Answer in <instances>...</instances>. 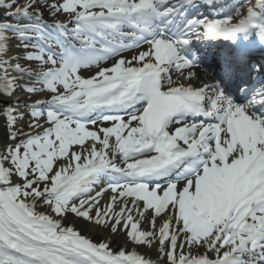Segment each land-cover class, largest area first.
<instances>
[{
	"label": "snow or ice",
	"instance_id": "snow-or-ice-1",
	"mask_svg": "<svg viewBox=\"0 0 264 264\" xmlns=\"http://www.w3.org/2000/svg\"><path fill=\"white\" fill-rule=\"evenodd\" d=\"M253 38L264 0H0V264H264Z\"/></svg>",
	"mask_w": 264,
	"mask_h": 264
}]
</instances>
